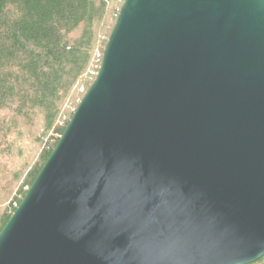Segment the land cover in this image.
<instances>
[{
	"label": "water",
	"instance_id": "95a60500",
	"mask_svg": "<svg viewBox=\"0 0 264 264\" xmlns=\"http://www.w3.org/2000/svg\"><path fill=\"white\" fill-rule=\"evenodd\" d=\"M262 256L264 0H124L0 264Z\"/></svg>",
	"mask_w": 264,
	"mask_h": 264
},
{
	"label": "trees",
	"instance_id": "16d2710c",
	"mask_svg": "<svg viewBox=\"0 0 264 264\" xmlns=\"http://www.w3.org/2000/svg\"><path fill=\"white\" fill-rule=\"evenodd\" d=\"M123 3L0 0V231L95 79Z\"/></svg>",
	"mask_w": 264,
	"mask_h": 264
},
{
	"label": "rangeland",
	"instance_id": "374dc122",
	"mask_svg": "<svg viewBox=\"0 0 264 264\" xmlns=\"http://www.w3.org/2000/svg\"><path fill=\"white\" fill-rule=\"evenodd\" d=\"M3 183H7V180H4ZM24 189H27V187H24ZM12 193H15V190H14ZM9 204H10V203H9V200H7V201L1 203V204H0V207H1V208H4V207H6V206H9ZM13 205H16V203L13 202Z\"/></svg>",
	"mask_w": 264,
	"mask_h": 264
}]
</instances>
